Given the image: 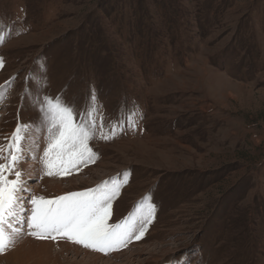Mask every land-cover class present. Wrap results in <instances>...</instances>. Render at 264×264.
<instances>
[{
	"label": "rangeland",
	"instance_id": "1",
	"mask_svg": "<svg viewBox=\"0 0 264 264\" xmlns=\"http://www.w3.org/2000/svg\"><path fill=\"white\" fill-rule=\"evenodd\" d=\"M0 23L10 37L0 86L16 78L0 104V146L39 124L41 93L83 106L95 89L106 125L142 117L90 143L100 158L65 178L21 166L35 169L28 191L53 199L130 173L110 225L149 193L156 206L122 251L40 241L51 243L45 264H264V0H0Z\"/></svg>",
	"mask_w": 264,
	"mask_h": 264
},
{
	"label": "snow or ice",
	"instance_id": "2",
	"mask_svg": "<svg viewBox=\"0 0 264 264\" xmlns=\"http://www.w3.org/2000/svg\"><path fill=\"white\" fill-rule=\"evenodd\" d=\"M5 32V25L0 23V46L10 38ZM4 64L0 58V70ZM15 79L0 86V104ZM33 105L39 124L18 126L7 145L0 146V161H3L0 163V255L10 251L24 234L36 241H66L104 256L143 239L155 219L152 193L138 202L124 221L109 224L112 205L127 186L130 173L89 191L48 199L28 191L29 177L35 169L21 167L29 160L39 163L43 177L47 178H65L78 168L82 171L79 166L87 167L100 158L89 144L115 140L125 123L128 130L134 131L138 118H142L139 113L128 112L122 120L106 125L95 89L90 90L83 106H73L62 96L52 98L42 93L34 98ZM45 131L47 148L40 157L35 151L40 134ZM13 176L14 179H9Z\"/></svg>",
	"mask_w": 264,
	"mask_h": 264
},
{
	"label": "bare ground",
	"instance_id": "3",
	"mask_svg": "<svg viewBox=\"0 0 264 264\" xmlns=\"http://www.w3.org/2000/svg\"><path fill=\"white\" fill-rule=\"evenodd\" d=\"M35 165V164H34ZM32 167V166H31ZM33 168V167H32ZM34 187V189H38V186H32ZM36 191V190H35ZM55 197H58L60 195L65 194V192L59 191V189L55 190ZM34 195V194H32ZM46 198H53V197H46ZM25 242L22 243V241L20 240L21 246L19 245V247H13L16 248L14 251L12 250L11 252H7V254H5L2 258H0V260L4 261L5 263H12V264H28V262H33V264H45L48 260H49V256H50V252H49V247L51 245V243L48 242H40V243H31L28 238H24ZM29 240V241H26ZM58 245H62L60 243H57ZM17 246V245H16ZM64 249H66V251H68L67 245L63 244L62 245ZM69 247V245H68ZM12 248V249H13ZM70 248V247H69ZM36 249V250H35ZM75 253V257L80 255L79 251H74ZM1 262V261H0Z\"/></svg>",
	"mask_w": 264,
	"mask_h": 264
}]
</instances>
